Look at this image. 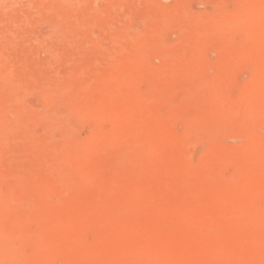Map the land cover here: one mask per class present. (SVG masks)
I'll return each instance as SVG.
<instances>
[{
	"label": "bare ground",
	"instance_id": "obj_1",
	"mask_svg": "<svg viewBox=\"0 0 264 264\" xmlns=\"http://www.w3.org/2000/svg\"><path fill=\"white\" fill-rule=\"evenodd\" d=\"M241 1H242L241 7L243 6L245 7H243V9L239 8L236 12H230L231 14L225 12L223 9V11L218 10L217 13L215 14L209 13V14H202V15H197V16H189L188 13L185 12V9L183 8V6L186 5L184 4L185 0H176L175 1L176 4L171 8H166L165 4H164L165 7L153 6L154 7L153 12L151 13L150 16L147 14L149 17L145 19L146 20L145 27L140 31H134L131 27H129V24L128 25L125 24L126 22L121 23L120 19L122 17L127 16V14L130 13L133 8L138 7L141 4L142 5L143 4L145 5L146 3L147 5L150 4L149 0H0V254L4 253L5 251H8L19 261V264H28L29 263L27 262L29 261L28 258L30 257L33 258L35 255L38 254V251L40 252L39 244L41 245L40 242H42V239L38 238V240H36L39 243L38 249L34 248V250H32L30 253L27 252L26 250L27 245H28L27 241L29 239L23 233H25V228L28 222H30L31 220L35 218L39 219V217L38 216L35 217L34 214H31L30 212H28L26 209V206L24 208V210L26 209V212H23L20 210L21 207L17 204L19 200L18 198H21V195L23 193H24L23 196H25L26 193L29 194V191L25 192L26 191L25 186H27L28 183L27 184L25 183L24 181L25 179H22L23 181H20V177L18 179L17 174H16L17 176H12V178H9L8 172L11 169L12 163H10L9 161H4L2 158V156H4L3 155L4 153L11 151V149L13 148L14 142L19 137L21 139V136L22 138L23 136H25V138L26 136H30L31 140L33 141L31 144L32 146H31L30 152L33 154L34 157H36V159L40 160L43 170L45 169L47 172L51 171L53 173L55 177V181L53 178V181H54L52 182L53 184L55 182H56L55 184H57L58 182H62V184L67 183L68 182L67 174L69 171H72V170L74 171L76 170L77 167L79 168L80 164L84 163V161L86 162L88 158L90 159L89 161H91L92 157L91 158L88 157V155H90L89 154L90 152L94 154L99 151L103 152V150L105 151L106 149H110V148L116 149V152L121 148L124 151V154L123 156L120 157L121 160L119 161V163L123 164L121 165H122V168L124 169L123 170L124 173H126V175L127 173H132V172L135 173V172H138L140 168L141 169L144 168V167L142 168L143 166L142 160H144V154L147 151L158 148V147L161 148L160 147L161 145L164 147V144H162L160 140L159 142H157L156 139L151 140L148 137H145L144 134L146 135L147 134L146 132L155 124H159V123L162 124L165 122L169 123V121L171 122L173 120V114H174V110H172V112L169 113L170 115H166V116L160 115L157 111L151 112L148 115H146V114H142L143 108L149 105H152V104H157V103L162 104V105L168 104L169 102L166 99V95L169 92H179V93L184 94L183 96H186L185 107L187 108L196 107V109L199 107L198 110L199 109L202 110L203 114L202 115L200 114L201 116L197 118V120L195 121L193 120L195 122L194 124L198 126L197 123H202L208 120V121H211L213 126L217 128L219 131L224 130L229 135L235 138H244V141L242 140L243 142H241L240 144L232 145V146H223V147L221 146L220 147L213 143L214 145L212 144L213 145L212 151H214L215 154H224V155L231 154V156H235L237 158V159L234 158L236 161H238V159L240 161V159L241 160L247 159L249 154L254 152V150L256 149H261L264 151V137L256 136V133L253 134L254 131L252 129L264 123V67L261 70L258 78L247 81L246 83H243L244 84L243 86L241 85L242 87H240V93H239L238 99L233 100L232 94H230L231 95L230 96L227 93V92H230L228 91L230 86H235L234 85L235 82L233 78V76L235 77L234 75L235 69L237 70V68H240V67H245V68L251 67L255 69L257 66L260 67V65L262 66L264 64V0H241ZM237 2H239V0ZM44 22L50 24L52 28L50 32L48 31L49 33L45 31L46 34L43 33V31L40 32L38 30L39 25H41ZM178 22H181V24L183 25L181 27L178 26L179 24ZM176 26L177 28L180 27V30L179 28L177 30L175 28ZM173 28L174 30H177L178 32L180 31L179 32L180 35L176 32L178 34V39L170 43L171 41H167L166 39L167 37L165 36V34L167 30H170V29L173 30ZM236 31L238 32V34H236L237 33ZM239 31L241 33L243 32L244 34L242 38L239 35ZM233 32H235L237 37L239 35V38H241V41L237 40L239 41L237 42L235 37L232 38L234 35ZM249 32H254V34L255 32H257L258 34L256 33L257 35H254V36L252 35L251 37H248L249 34L246 35V33H249ZM104 40L109 41L108 45L104 44ZM82 41L86 42L87 50L93 54V57L89 59H83V60L79 58L80 59L79 65L73 68L71 67L68 70V73L66 72L67 73L66 79L62 83H57L54 85L53 88H51V86L48 84L50 81L47 83L44 77L42 78L40 75H38L36 69L38 70L40 66L39 68L40 71L38 70V72H41L42 70L41 68H44V66L45 67L47 66L46 68H49L50 65H53V64H57L58 66L61 56L65 54L67 55L68 53L71 54L72 52L76 51L75 50L76 44ZM22 42H25L27 46L28 44L26 42H28L29 45H31L29 47H32V49L34 48L44 49L50 54V61L48 62L42 61V62L35 63L34 68L33 69L31 68L30 71H27L29 73L28 75H31V78L27 77L28 75L26 76V74H18L13 70V67L16 64L15 61L17 59V58H14V56L16 57L15 54L17 53L19 49L18 46L22 44ZM213 49L217 50V53H218L217 60L214 62L210 61L212 59H207V56H206L207 52L212 51ZM74 53L77 54L76 52ZM245 53H247V55L249 56V57H246V59L242 57L244 56ZM81 54L82 52H80V55ZM172 54L173 55L179 54L181 58L174 59ZM26 55H27V52H26ZM17 56L19 55L17 54ZM150 56L159 57L161 59V65L153 66L151 62L149 61ZM234 58L236 59L238 58L236 61H238L239 63L238 65H236L238 67L237 68L234 67L235 69L233 70L230 68L231 67L230 65L236 62ZM17 62L19 63V60ZM24 63L22 66H24ZM20 64H18V68ZM249 70H252V69H249ZM99 71H100L99 75H96V73ZM213 71H214V74H213ZM45 72L46 74H48L47 69ZM251 73L255 75L256 72L253 73L252 71ZM45 76L46 78L49 77V75H45ZM85 77H89L90 80H93L94 84L90 89L84 92V95L82 98H80V100L70 99L68 97L67 99L64 98V101L55 102L47 95V93L50 92L51 89L58 90V89H63L62 88L63 86H67V85L68 87L69 85L73 86L74 83L78 84V81L83 80V78ZM143 77H158L159 80L161 79L156 90L150 94L151 96L150 95L144 96L140 93L138 94L135 90L136 82L138 81V79L143 78ZM259 83H261V85L263 83V86H261L260 88H258L257 86ZM35 87H38L40 89L39 93L41 94V97H43V103L41 104L42 108H40L39 112H36L38 114L36 116L34 115L35 116L34 117L30 114L31 108H30V105L27 104L25 97H26V94H28L26 91L29 92V90ZM204 93L205 95L202 96ZM205 96H208V99L206 98L204 100ZM65 105L71 106V111H72L71 113H73L74 116L82 115L81 117L78 116L79 117L78 121H77V118L73 116L74 119L76 118L75 121H77L78 123H80L79 122L80 118L82 122V119H83L82 117H84L83 114L85 112L87 115V112L89 110H92V109L97 110L95 108L103 109L105 106L106 108H108L107 105L109 107L111 105L113 110H111L104 116L101 113V115L95 120V122L101 123L102 125V122H104L105 119H108L111 123L110 127H114L118 129V132L117 131L116 133L113 132L114 134L110 136L111 138H109L108 140L107 139L105 140V138L101 136L104 138V139H101V141L105 140V142H101L100 140H98V138L100 137L97 136L98 138L94 140V142L96 141L94 143L96 144L94 145L95 149L94 150L92 149L93 150L92 152L90 148L91 146L89 143L94 138L93 137L90 138V141H89V138L87 139L86 137L82 136L83 134L77 133L76 128H78V126L81 123L80 124L76 123L78 125L76 126V124H74L73 122L72 123L68 122L67 120L68 115L66 117L60 111V109L63 106L65 107ZM99 112L95 114H98ZM95 114L93 111L94 116ZM130 117H140L141 120L139 123H136V122L130 123L127 121L129 120ZM91 118H92V114H91ZM87 119L90 120V117ZM92 120L93 118L90 121L91 123L94 122V120L93 121ZM135 120L136 119H134V121ZM90 122H88L87 124H89ZM38 125H42L46 128V130L44 128L45 130L44 132L42 131L44 133L43 135H39V134L36 135L37 132H35V129H37L36 126ZM82 125L83 123L80 125V127ZM107 125H109V123H107ZM83 126L81 128H83ZM213 126H210V127H213ZM110 127L109 126L107 127L108 131ZM201 127H202L201 125L198 126V128H201ZM79 129H77L78 132L83 131V129L82 130L81 129L79 130ZM130 130H133L132 131L133 135L130 134ZM197 130L199 131L200 129H197ZM197 130L196 132H198ZM98 134L100 135L99 132ZM91 136H95V135H91ZM154 137L156 138L158 136L155 135ZM52 148L54 150L61 149L64 153L62 155L59 154L60 156L56 155V153L51 155L48 152V150ZM121 151H119L118 153L119 156L122 155L120 153ZM112 162L115 164L118 162V160H112ZM146 162L148 163L147 169L150 171H156L158 170V168H160L161 165H163L162 162H159V160L158 161L152 160V161H149V162L146 161ZM244 162L245 164L247 163L245 160ZM198 164L199 165H195L194 167H191L190 169L186 167V169H189V171L188 170L187 171L190 172V174L194 173L193 175H195L197 172L203 174L204 181L212 182L214 187L215 185L218 187V183H220L219 182L220 179L214 178L213 176L217 169L214 170L212 167H207L200 163ZM258 165L264 168V158H263V161L259 162ZM163 168L165 169L164 166H162V169ZM174 170H175V167H174ZM121 174L122 173H120V177L123 175ZM246 174H248L247 171L245 172V175ZM261 175H264V173ZM185 178L186 177L182 179H185ZM261 179H262V176H261ZM261 179L258 178L259 181H261ZM29 181L31 184L30 179L27 182ZM225 181H222V183L226 185V187L224 185L223 187L227 188L229 184H225V183H228ZM21 182H24V183H21ZM261 182L264 185V177ZM222 183L219 184L220 187H222L221 186ZM190 184L191 183H189L188 186ZM257 184L260 185L259 182ZM1 185H7L8 190H3L1 188ZM45 185L46 184H44V188H45ZM89 186H91L90 183H89ZM213 186L211 185L212 187L211 190L213 189ZM255 186H256V183H255ZM261 186L259 187L260 189L259 188L256 189L258 187L256 186L254 188L256 190H254L252 186L250 187L254 191L258 190L259 193H261L260 192L262 191ZM9 187L10 188L12 187V188L9 189ZM239 187L234 188V189L239 190ZM262 187L264 188V186ZM50 189H51V185H50ZM31 190L30 192L34 191V190L31 191ZM216 191L217 193L215 191L213 192H215L214 194L217 197V194L219 191L218 190ZM227 192L228 191H226V193ZM246 192L248 193V189ZM252 192L249 191L248 194L246 193L247 194L246 196L244 193L243 194L239 193V196L237 198H234L233 200L239 199L240 201L241 198L243 197L247 198V196H249ZM253 193H254V197H256L255 195H258L255 192ZM253 193L251 194L249 199L253 197ZM31 197L33 196H31L30 194V198ZM228 197H229V194H228ZM254 197H253V200H255ZM35 198H36V195H35ZM22 199L25 200V198H22ZM31 199H30V202L32 201ZM201 199H202L201 201L202 207L206 209L205 207L209 203L207 201V204H206V201L203 200L204 198L201 197ZM213 199H214V196H213ZM227 199L228 198H225V199L219 198V200L217 201L215 200V204H211V205H214V207L216 206L220 208L224 212L225 217L221 219L219 218L214 219L213 217L211 218V217L206 216L207 218L206 220H204L207 223L211 224L212 226L215 224L216 227L214 228L216 230L212 228L215 231H211V232L209 231V235L206 236L209 239L211 238L214 239L215 243L211 247L209 245L210 248L208 247L209 252L207 253H208L209 260L208 258H206L207 260L203 261L202 263H206V264H210V263L212 264H222V263L242 264L243 263L244 264V261H248L249 264H264V228H260V229L258 228L260 226H264V212L261 210V213H259V215L254 214L256 217L254 220H251L252 225L248 224V228L247 227L235 228L234 226L233 228L232 225L234 223L235 224L239 222L245 223L247 220L246 219L247 217L243 214V211L242 213H239L238 209L236 210L237 206H235L234 208V206L232 205V202L229 199L228 200ZM258 199L256 200L258 201ZM26 200L25 202H27ZM36 200L38 201V198H36ZM156 200L158 199L156 198ZM245 203L246 202H244L243 204L244 206L246 205ZM192 204L193 203H191L190 206ZM29 205L31 204L29 203ZM199 206L198 208H200ZM22 208H23V205H22ZM240 209H243V208H240L239 206V211H241ZM258 211L259 210H257V212ZM122 214L116 216V218H118L119 221L121 220V222L123 220L122 218L125 219V216H124L125 214L123 216ZM135 215L138 216V213ZM190 216L192 217L191 214ZM40 219L42 218L40 217ZM211 220H213L214 223H210ZM49 222L54 223L53 221H49ZM201 222H203V220ZM109 223L110 222H108V224ZM44 224L50 225L47 222L46 223L44 222ZM204 224L205 222H203V225L199 224L198 227L205 226ZM52 226H57V224L56 225L52 224ZM28 228H29V225H28ZM15 233L18 234L21 238V243L18 245H15L13 242V239H14L13 235ZM200 234L201 232H198L197 236H199ZM29 235L30 234H27V236ZM143 237L145 238V236ZM199 238L198 240H201ZM34 239L35 238H33V241H32L33 243L35 242ZM148 240H147V243L149 244ZM46 241H47V238H46ZM249 242H254V244H250ZM42 243L45 245V247L46 245H48V243H46L45 240ZM145 243L146 242H144V244ZM43 244L41 246H43ZM171 244L172 243H170V245ZM245 245H248V247ZM50 247L48 246V248L46 247V249L49 250ZM151 247L152 245L150 246V249ZM40 248L42 250V247ZM199 251H201V249H199ZM40 253L42 254L39 255V258H42L41 255H43V258H44L45 255L43 254V250ZM48 253H47L48 257L52 256L50 253H49L50 254L49 256ZM189 253L190 252H188V254ZM35 259H37V257ZM193 259L196 260V258L194 257ZM43 260H45V258ZM200 260L202 261V259ZM201 261H198V262H201ZM34 262L35 260L33 261V263ZM175 262H173V264ZM30 264L32 263L30 262Z\"/></svg>",
	"mask_w": 264,
	"mask_h": 264
},
{
	"label": "rangeland",
	"instance_id": "obj_2",
	"mask_svg": "<svg viewBox=\"0 0 264 264\" xmlns=\"http://www.w3.org/2000/svg\"><path fill=\"white\" fill-rule=\"evenodd\" d=\"M152 1L149 0V3L151 4V5L148 4L149 7L146 3L145 5L141 4L138 7L133 8L131 10V12L128 13L127 16H125L126 18L122 17L120 19L121 23L126 22L125 24H127V25L129 24V27H131L134 31H140L145 27V21H146L145 19H147L151 15V13L153 12V9H154L153 6L165 7L164 6V4H165L166 8H171L176 4V2H175L176 0H174V1L173 0H152ZM237 1L238 0H185L184 4H186V5L183 6V8L185 9V12L188 13L189 16H197V15L209 14V13L215 14V13H217L218 10L223 11V9L225 12L230 13V12H236L239 8L243 9V7H245V6L241 7V2H242L241 0H239V2H237ZM154 2H155V4H154ZM178 23H179L178 26H180V27L183 25V24H181V22H178ZM180 27H178L179 30H180ZM175 28L178 30L177 26ZM171 29L167 30V32H168V33L166 32L167 35L165 34V36L167 37V38L166 37L165 38L167 39V41H171L170 43H172V41L174 42V40L176 41L178 39V34L180 35V33H179L180 31L178 32L177 30H174V28H173V30H171ZM38 30L40 32L43 31V33L46 34V32L49 33L52 30V28H51L50 24L44 22L41 25H39ZM233 33H234V35L232 38L235 37L236 41L237 40L241 41L242 36H244L243 32L241 33L240 31H239V35L241 38H239V35L237 37L236 34H238V32L236 34H235V32H233ZM256 33L257 32H255V34H254V32H249V33H246V35L249 34L248 37H251L252 35L254 36V35L258 34V33L257 34ZM239 41H237V42H239ZM82 42L77 43L75 46L76 51H74V52H76L77 54L72 52L71 54L68 53L67 54L68 56L66 54L62 55L60 62L58 63V66H57V64L50 65L51 68L50 67L46 68L47 66L46 67L44 66V68H41L42 69L41 72H38V70L40 71V69H39L40 66H39L38 70L36 69L38 75H40L42 78L44 77L46 79L47 83L50 81L48 84L51 86V88H53L54 85L57 83H62L66 79V75L68 73V70L71 67L73 68L75 66H78L80 59L83 60V59H89V58L93 57V54L87 50L86 42H84V41H82ZM26 43L28 44V46L25 44V42H22V44H20L21 46L24 44L22 47L20 45H19L20 47L18 46L19 49H18L17 53L15 54L16 57L14 56V58H17L15 61L17 66L15 64V66L13 67V70L18 74H26V76H27L29 74L27 71H30L31 68L33 69L35 63L42 62V61L43 62L50 61V54L47 51H45L44 49H36V48L32 49V47H29L31 45H29L28 42H26ZM108 43H109L108 40H104L105 45H108ZM28 47H29V49H28ZM26 52H27V55H26ZM80 52H82L81 55H80ZM85 52L87 53V55ZM17 54L19 56H17ZM69 55H71V56H69ZM172 56L174 57V59H180L181 58V56L179 54H174V55L172 54ZM178 56H180V57H178ZM206 56H207V59H212L210 61H212V62L216 61L217 57H218L217 50L213 49L212 51H208ZM242 57H244L246 59V57H249V56L247 55V53H245L244 56H242ZM29 58L32 60L33 63L31 62V60ZM237 59L234 58L235 61ZM18 60H19V63L17 62ZM24 61H25V63H24ZM35 61H37V62H35ZM149 61L151 62V64L153 66L161 65V59L157 56H150ZM23 63H24V66H22ZM26 63H27V65H26ZM238 63H239L238 61H236L235 63H232L230 65L231 66L230 68L234 70L235 69L234 67H236V68L238 67V66H236V65H238ZM18 64H20L21 67L19 66V68H18ZM29 64L31 65V67ZM74 64H76V65H74ZM28 67H30V68H28ZM263 67H264V64L262 66L260 65V67L257 66L255 69H253L251 67H248V68L240 67V68H237V70L235 69V72H234L235 77L233 76L235 86H230L228 89V91H230V92H227L229 95L232 94L233 100L238 99L239 93H240V87H242L244 85L243 83H246L247 81L254 80V79L258 78ZM16 69H18V70H16ZM46 69H47L48 74H46V72H45ZM249 69H252V70H249ZM214 71H213V74H214ZM252 71H253V73L256 72L255 75L251 73ZM99 73H100V71L97 72L96 75H99ZM211 73H212V71H211ZM45 75H49V77L46 78ZM27 77L31 78V75H28ZM160 80L158 77L140 78L136 82L135 90L138 94L140 93L144 96H149L152 92H154L156 90ZM93 84H94L93 80H90L89 77H85V78H83V80L78 81V84L74 83L73 86H70V85H69V87H68V85L63 86L62 87L63 89H58V90H52L51 89L50 92L47 93V95L55 102L64 101V98L67 99L68 97L70 99L80 100V98L83 97L84 92L86 90L90 89L93 86ZM257 86H258V88H260L261 86H263V83H262V85H261V83H259ZM235 87H236V89H235ZM68 88H70V89H68ZM82 90H83V92H82ZM26 92L28 94H26L25 99H26L27 104L30 105V108H31L30 114L32 116H34V115L36 116L38 114L36 112H39L40 108H42L41 104L43 103V97H41V94L39 93L40 89L38 87H35V88H32L31 90H29V92L28 91H26ZM183 95L184 94L179 93V92H169L166 95V99L169 102L168 104L162 105V104L157 103V104H152V105H149V106L143 108L142 114H146V115H148L151 112L157 111L160 115L166 116V115H170L169 113H171L172 110H174V114H173V120L171 122L169 121V123L165 122L162 124H160V123L155 124L146 132L147 136L144 134L145 137H148L151 140L156 139L157 142H159V140H160V142L162 144H164V147L160 144L161 148L158 147V148L147 151L144 154V160H142V163H143L142 168L143 167L144 168L143 169L140 168L138 170V172H135V173H133V172L127 173V175H126V173H124V171H123L124 169L122 168L123 164L119 163V161L121 160L120 157L123 156L124 151L120 148L116 152V149L110 148V149H106L105 151L103 150V152L99 151V152H96L94 154H92L90 152L89 153L90 155H88V157H90V158L92 157L91 161H89L90 159L88 158V160H86V162L84 161V163L80 164L79 168L77 167L76 170H74V171L72 170V171L68 172V174H67L68 175V182H67L68 184L67 183L62 184V182H58L57 184H59V185L55 184L56 182L53 184L52 182L55 181V177H54L53 173L51 171L47 172L45 169H44L45 170L44 171L43 167L40 163V160L36 159V157H34L33 154L30 152V149L32 146L31 144L33 142L31 140L30 136H26V138H25V136H23V138L21 136V139H20V137L18 139H16V141H15L16 143L14 142V145H13V148L11 149V151L4 153L3 154L4 156H2V158L4 161H9L10 163H12L11 169L8 172L9 178H12V176L18 175V179L20 177V181H23L22 179H25L24 180L25 183L26 184L28 183L27 184L28 187L25 186L26 187L25 192L29 191V194L26 193L25 194L26 197H25V196H23V194H24L23 193L21 195V198H18L19 200H18L17 204L21 207L20 210L23 212H26V209H27V211L30 212L31 214H34L35 217H37V216L39 217V219L35 218V219L31 220L30 222H28V224L26 226L27 229L25 228V233H23L29 239L27 241L28 245H27L26 250L28 253H30L32 250H34V248L38 249L39 243L36 241V240H38V238L42 239V242H44V240H45V242L48 243V245H46L47 248H48V246L49 247L51 246L48 250V249H46L45 245L39 241L41 243V245L43 244V246H41L39 244V249H40V252L43 250V254L45 255L44 258L46 261L43 260L44 259L43 255H41L42 258H39V255L42 253H40L38 251V254L35 255L33 258L32 257L28 258V260H29V261H27V262H29L28 264H30V262L32 264H40V263H42V264H81V263L82 264H89V263L90 264H92V263L93 264H102V263L103 264H126V263L127 264H173V262H175V261L176 262L174 264H187V263L189 264V262H190V264H197V263L206 264V263H202V262L207 260L206 259V258H208L207 252H209L208 249L211 246H213L215 243L214 239L211 238L212 239L211 240L206 236L209 235V231L211 232V231L216 230L214 228V227H216V225L214 224L215 226L214 225L212 226L211 224L207 223L204 220H206V218H207L206 216L211 217V218L213 217L214 219H218V218L221 219V218L225 217L224 212L220 208H218L216 206L214 207V205H211V204H215V200L217 201V200H219V198L220 199L228 198L232 202V205L234 206V208H235V206H237L236 210L238 209L239 213H242V211H243V214L247 217L246 218L247 223L245 222L247 225L244 222L243 223L239 222L236 224L234 223L233 225L231 223L232 227L234 226L235 228H240V227H243V228L247 227L248 228V224L252 225L251 220L255 219V217H256L255 215H259V213H261V210L264 212V210H263L264 207H262V206H264V196H263L264 195V188L262 187L264 185L261 182L263 177H264V175H261L264 173V171H263L264 168L262 166L258 165L259 162L263 161L264 151L261 149L254 150V152L250 153L251 155L249 154L247 159H244L247 162L246 164H245L244 160H241V159H240L241 163H240L239 159H238V161H236L235 159H237V158L235 156H231V154H229V155L228 154H226V155L215 154L214 151H212L214 144L218 145L220 147L221 146L222 147L223 146H232L235 144H240L241 142L244 141V138H235V137L229 135L224 130L219 131L217 128H215L213 126L211 121H208V120L204 121V122L201 121L202 123H197L198 126H200V125L202 126L201 128H198V126L196 124H194L195 123L194 121L197 120V118H199L203 114L202 110L201 109L198 110L199 107L197 109H196V107H193V108L192 107L191 108L185 107L186 96H183ZM204 95H205V93L202 96H204ZM206 98L208 99V96H205L204 100ZM32 106H34V107H32ZM107 107L108 108H106V106H105L103 109L95 108L97 110L92 109L94 111V114L100 111L98 113L99 115L95 114V116L93 115L92 110H89L87 112V115L85 112L84 113L85 115L83 114L84 117H82L83 118L82 122H81V118L79 121L81 124L83 123V125H84V126L82 125L83 128H81L82 127V126L80 127L81 124L77 122L79 117H81L82 115L81 116L78 115L79 117L76 115L74 116V114L71 113L72 111H71L70 105H65V107L63 106L60 109V111L64 114V116L67 117V115H68V117H69V118L67 117L68 122H70V123L73 122L74 124H76V123L80 124L79 126L76 124V126H78V128H76L77 133L83 134L82 136L86 137L87 139L89 138V141H90V138H92V137L94 138L89 143L91 146L90 147L91 150L92 149L94 150L95 149L94 145H96V144H94L96 142V141L94 142L95 139L100 137V138H98V140H100V141H101V139H104V138H105V140L106 139L108 140L109 138H111L110 136H112L114 134L113 132H115V133H116V131L118 132V129H116L114 127H110L111 123L108 119H105L106 121L104 120V122H102V125H101V123L95 122V120L101 115V113L104 116L105 114H107L108 112L113 110L111 105H110V107L107 105ZM36 110H38V111H36ZM91 111H92V113H91ZM103 112H105V113H103ZM89 114H90V116H89ZM91 114H92V118L94 120L93 123L90 122L92 119ZM73 116L77 118V121H75L76 118L74 119ZM87 116L90 117V120L87 119V118H89ZM70 118H72V119H70ZM133 118L136 120L134 121ZM140 120H141L140 117H130L129 120H127V121L130 123H135V122L139 123ZM87 121L90 123L87 124L88 123ZM107 123H109V125H107ZM98 125H100V126H98ZM195 125H196V127H195ZM38 126H40V127H38ZM38 126H36L37 129H35V132H37L36 135H38V134L43 135L44 134L43 132L46 130V128L42 125H38ZM101 126H102V128H101ZM108 126L110 128H112V129L109 128V131L107 128ZM210 126H213V127H210ZM79 127L81 130L83 129V131L78 132L77 129H79ZM44 128H45V130H44ZM195 128L200 129V130L198 131ZM252 129L254 131V132L252 131L253 134L256 133V136L264 137V135H262V134H264V123L261 125H258L257 127L252 128ZM196 130L198 132H196ZM202 130H204V131H202ZM132 131L133 130H130L131 135H133ZM98 132L100 133V135L98 134ZM86 133H88V134H86ZM85 134H86V136H85ZM91 135H95V136H91ZM155 135L158 137L155 138L154 137ZM101 136H103L104 138ZM105 140H103L101 142H105ZM162 141H164V142H162ZM216 141H217V143H216ZM93 150H92V152H93ZM119 151H121L120 153L122 154L120 156L118 154ZM262 151H263V153H262ZM48 152L51 155L56 153V155H58V156H60L64 153L61 149L60 150L59 149L54 150L53 148L49 149ZM210 153H212V154H210ZM214 154H215V156H214ZM147 159H149V160H147ZM248 159H249V161H248ZM112 160H118V162L114 164L112 162ZM152 160H156V161L159 160V162H162L163 165L160 166L161 170H160V168H158V170H156V171H150L147 169L148 163L146 161L149 162ZM164 162H165V164H164ZM198 163L203 164L207 167H212L214 170L217 169L213 175L214 178L220 179L219 180L220 183H222V181L226 180L225 182H228V183H225V184H229L230 187L228 186L229 188L228 187L224 188L223 183L221 184L222 187H220L219 186L220 183H218L219 188L214 184L216 187L215 188L213 186L212 182L204 181V179H203L204 175L203 174L198 173V172L197 173L195 172L196 173L195 175H193L194 173L190 174V172H188L189 169L191 167H194L195 165H199ZM179 164H181V165H179ZM162 166H164L165 169L164 168L162 169ZM173 166L175 167V170H174ZM186 167L189 169H186ZM259 169H261V170L263 169V170L261 171ZM183 170L186 172H184ZM246 171L248 173V174H246L247 176L245 175ZM86 172H87V174H86ZM80 173L82 176L80 175ZM120 173H122V174L124 173L125 175L121 174L124 177H122V176L120 177ZM259 175H260V177H259ZM29 176H31V177H29ZM127 176H128V178H127ZM256 176L260 179L262 176L261 181H259ZM184 177H186V178L182 179ZM53 178H54V181H53ZM29 179L31 180V184H30V181L27 182ZM247 180H249V181H247ZM69 181H70V183H69ZM254 182L256 183V186H258L256 189H258L262 184V186H261L262 191H260L261 193H259L258 190H257L258 192L254 191V190H256V189H254L256 187ZM258 182L260 183V185L257 184ZM21 183H24V182H21ZM47 183H48V185H47ZM89 183L91 186H89ZM106 183H107V185H106ZM189 183H191V184L188 186ZM214 183H216V182H214ZM44 184H46L45 188H44ZM185 184H187V185H185ZM50 185H51V189H50ZM60 185H61V187H60ZM128 185H130V186H128ZM211 185L213 186V189H212L213 191H215L216 193H217L216 190L219 191L217 194L218 198L215 196V194H214L215 192H213L211 190V188H212ZM244 185L245 186L247 185L246 186L247 188ZM224 186L226 187V185H224ZM242 186H244V187H242ZM250 186H252V188L254 190L251 189ZM7 187H8L7 185H1V188L3 190H8ZM238 187H239V190L234 189V188H238ZM11 188L9 187V189H11ZM29 189L34 190V191L31 190L33 193L30 192ZM134 189H135V191H134ZM230 189H231V191H230ZM247 189H248V193H249V191L250 192L253 191V192L258 194V195H255L256 197H254V193L252 192L255 200L259 198L258 201L256 200L257 202L255 200H253V197L251 199H249V197L251 196L252 193L249 196H247V198L246 197L241 198L240 201H239V199L233 200L234 198H237L239 196V193L240 194L244 193L246 196L248 194L246 192ZM37 191L39 194L37 193ZM226 191H228L227 193L229 194V197H228V194L226 193ZM126 192H128V193H126ZM236 193H237V195H236ZM30 194L34 198L31 197L32 198L31 199ZM32 194H34V195H32ZM181 194H182V196H181ZM35 195H36V198H38V201L36 200ZM200 195H202V196H200ZM212 195L214 196V199H213ZM189 196H190V198H189ZM261 196H263V197H261ZM153 197H154V199H153ZM182 197H183V199H182ZM201 197L204 198L203 200L206 201V204H207V201L209 203L206 205V207H205L206 209H204V207H202ZM223 197H225V198H223ZM22 198H25V200L27 198V200H26L27 202H25V200ZM156 198L158 200H156ZM30 199L33 201V203H32V201L30 202ZM243 199H244V201H243ZM28 200H29V202H28ZM41 200L44 203V205L41 202ZM204 201H203V203H204ZM37 202H38V204H37ZM153 202H154V204H153ZM237 202H238V204H237ZM244 202H246L245 204L246 205L248 204V205L244 206L243 205ZM253 202H254V204H253ZM29 203L31 205H29ZM191 203H193V204L190 206ZM239 203H240V205H239ZM255 203H256V205H255ZM122 204H123V206H122ZM22 205H23V208H22ZM36 205H37V207H36ZM199 205H201V206H199ZM254 205H255V207H254ZM25 206H26V209L24 210ZM198 206L200 208H198ZM210 206H212V207H210ZM239 206H240V208H243V209H240L241 211H239ZM105 207H107V208H105ZM191 207H192V209H191ZM28 208H30V209H28ZM216 208H218V209H216ZM77 209H79V210H77ZM98 209H99V211H98ZM212 210H213V212H212ZM257 210H259L260 212L259 211L257 212ZM40 212L42 215L40 214ZM142 212H143V214H142ZM36 213H38V214H36ZM137 213H138V216L135 215ZM193 213H194V215H193ZM121 214H122V216L125 214L124 215L125 219L122 218L123 223L121 222V220L119 221L118 218H116L117 215H121ZM190 214L192 215V217L190 216ZM249 214H250V216H249ZM227 215H228V213H227ZM184 216L187 218H185ZM40 217L43 220L40 219ZM164 217H166L167 219ZM112 218H113V220H112ZM140 218H141V220H140ZM44 219H45V221H44ZM143 219L144 220L147 219V220L144 221ZM202 220H203V222H205V224H204L205 226L198 227L199 224L203 225V222H201ZM49 221H53L55 224L52 222H49ZM60 221H61V223H60ZM103 221H104V223H103ZM44 222L45 223L47 222L50 225H48V224L46 225V224H44ZM108 222H110L111 224L110 223L108 224ZM142 223H144V224H142ZM210 223H214L213 220H211ZM52 224L53 225L57 224V226H52ZM60 224H62V225L64 224V225L62 226ZM28 225H29V228H28ZM108 226H110V227H108ZM45 227H46V229H45ZM185 228H187V229H185ZM212 228H214L215 230ZM258 228L259 229L264 228V226H260ZM252 229H253V227H252ZM198 232H201V234H203V235L200 234L199 236H197ZM181 233H182V235H181ZM27 234H30V235L27 236ZM147 234L149 235V237ZM31 235H33V236H31ZM143 236H145V238ZM122 237H123V239H122ZM13 238H14L13 242L15 245H18L21 243V238L18 234L15 233L13 235ZM33 238H35L34 240L36 243L32 242ZM46 238H47V241H46ZM115 238H117V239H115ZM183 238H185V239H183ZM198 238L201 240H198ZM203 239H205V240H203ZM147 240H148L149 244L147 243ZM194 240H196V241H194ZM137 241H138V243H137ZM140 241H142V242H140ZM127 242H129V243H127ZM144 242H146V243L144 244ZM169 242L172 244L170 245ZM249 243L254 244V242H249ZM130 244H131V246H130ZM150 244L152 245L151 249H150V246H151ZM209 245H210V247H209ZM63 246H65V247H63ZM91 246H93V247H91ZM94 246H96V247H94ZM185 246H186V248H185ZM245 246L248 247V245H245ZM40 247H42V250ZM85 247H86V249H85ZM94 248H96L99 252ZM101 248H103V249H101ZM196 248H197V250H196ZM79 249H81V250H79ZM158 249H160V250H158ZM199 249H201V251H199ZM45 250H46V252H45ZM82 250H84V251H82ZM80 251H82V252H80ZM195 251H197V252H195ZM48 252L52 256H50V254ZM76 252H77V254H76ZM188 252H190V253L188 254ZM202 252H204V253H202ZM47 253L50 257L47 256ZM83 253H85V254H83ZM181 253H183V254H181ZM206 254H207V256H206ZM134 255H136V256H134ZM187 255H189V256H187ZM192 255H194V256H192ZM165 256H166V258H165ZM36 257H37V259H35ZM127 257H128V259H127ZM153 257H155V258H153ZM193 257L196 258L197 262H196V260L193 259ZM76 259H77V261H76ZM112 259H114V260H112ZM200 259H202V261ZM34 260H35V262L33 263ZM136 260H137V262H136ZM208 260H209V258H208ZM198 261H201V262H198ZM0 264H19V261L10 252L5 251L4 253L0 254ZM210 264H212V263H210ZM222 264H227V263H222ZM244 264H249V262L244 261Z\"/></svg>",
	"mask_w": 264,
	"mask_h": 264
}]
</instances>
